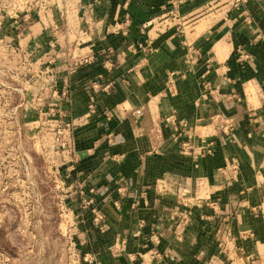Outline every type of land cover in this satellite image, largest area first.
I'll return each mask as SVG.
<instances>
[{"label":"crops","instance_id":"crops-1","mask_svg":"<svg viewBox=\"0 0 264 264\" xmlns=\"http://www.w3.org/2000/svg\"><path fill=\"white\" fill-rule=\"evenodd\" d=\"M8 12L50 64L73 130L51 189L63 200L24 223L19 264H64L61 207L82 264H264V0H14Z\"/></svg>","mask_w":264,"mask_h":264},{"label":"rangeland","instance_id":"rangeland-1","mask_svg":"<svg viewBox=\"0 0 264 264\" xmlns=\"http://www.w3.org/2000/svg\"><path fill=\"white\" fill-rule=\"evenodd\" d=\"M12 8L14 0H0V264L20 263L27 242L20 236L24 223L32 220L30 226H37L51 216L43 204L63 200L64 192L57 198L51 189L57 185L56 157L66 152L61 139L69 123L55 107L58 81L50 64L38 65V49L26 46L20 28L9 29ZM59 210L63 263L69 264L71 222L64 208Z\"/></svg>","mask_w":264,"mask_h":264},{"label":"built area","instance_id":"built-area-1","mask_svg":"<svg viewBox=\"0 0 264 264\" xmlns=\"http://www.w3.org/2000/svg\"><path fill=\"white\" fill-rule=\"evenodd\" d=\"M64 132L66 134L65 135L66 139H61L62 140L61 148L64 151L68 152L71 150L72 143H73V130H72V124L71 123H67L65 125ZM78 195H79V201L82 204V206L89 207L93 204L94 200L90 196L91 193L89 194V193H86L85 191H80L78 193ZM97 220L100 221V220H102V218L99 217ZM69 228L70 229H69V232L67 234V241H68V245H67L68 251L67 252H68L69 259H70L69 264H82L80 247L75 242V236L77 234L78 227L76 226V224L70 223ZM73 231H75L76 234ZM6 256H7V254H6ZM8 260H10L9 257H8Z\"/></svg>","mask_w":264,"mask_h":264}]
</instances>
